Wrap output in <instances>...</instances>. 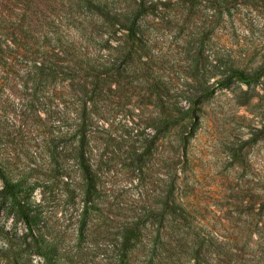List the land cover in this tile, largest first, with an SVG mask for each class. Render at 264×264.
<instances>
[{"label":"rangeland","instance_id":"374dc122","mask_svg":"<svg viewBox=\"0 0 264 264\" xmlns=\"http://www.w3.org/2000/svg\"><path fill=\"white\" fill-rule=\"evenodd\" d=\"M4 1L66 5L71 34L85 38L82 45L117 47L118 85L104 104L107 114H88L84 140L80 129H0V151H15L12 167L27 177L26 214L0 209V264L44 262L17 247V263L10 261L1 231L14 242H55L56 264H264V0H228L231 8L213 31L210 0H201L192 18L199 36L189 35L193 22L183 21L184 9L171 4L177 0ZM130 26L156 62L165 59L164 75H153L169 82L166 109L170 101H198L195 134L185 150L175 134L193 126H171L167 112L161 125L159 105L138 92L143 83L133 78L145 65L120 53L132 33L123 27ZM69 133L70 140L55 139L56 148L69 157L71 147L83 146L99 170L83 215L76 209L80 197L61 190L63 182L72 186L78 179L63 176L57 186L40 176L51 152L46 139ZM169 150L179 153L172 192ZM170 195L182 213L176 219L168 213Z\"/></svg>","mask_w":264,"mask_h":264},{"label":"trees","instance_id":"16d2710c","mask_svg":"<svg viewBox=\"0 0 264 264\" xmlns=\"http://www.w3.org/2000/svg\"><path fill=\"white\" fill-rule=\"evenodd\" d=\"M200 1L177 0L171 3L184 9L182 15L186 18L183 21L193 22L190 28L187 27L190 36H199L201 32L194 22L195 19L192 20L199 13L197 6L201 4ZM209 3L208 8L213 11L209 14L211 18L208 19L207 25L211 26L213 31L223 23L226 10H229L226 8L231 6L228 0H210ZM65 15H72V12L63 4L47 6L31 2L13 4L0 1V129H32V126L33 129H80L79 135L84 140L88 135L86 129L90 125L88 114L99 118L100 114H107L109 111L104 104L110 102V93L117 92V47L103 45L93 49L82 45L81 40L85 38L71 34V28L75 25ZM79 21L83 25L82 20ZM123 28L132 33L128 46H120V53L125 60L130 59L133 63L135 55L145 65L143 72L138 71L139 74H135L133 78L137 81L136 85L143 83L144 90L138 89V92L145 93L148 97L153 96L159 105L155 119L162 125L167 112L171 126H179L178 122L182 121L193 126L186 134H175L177 145L181 142L182 149L185 150L189 139L195 134L198 101L190 97L183 99L186 105H180L182 100H176L174 103L170 101L169 108L166 109L167 101L164 98L170 89L169 82L165 81L166 78L160 79L153 75L155 72L160 77L164 75L162 65L165 59L160 57V61L156 62V57L151 55V48L147 50V45L142 44L144 39L135 36L136 28ZM204 29L208 30V27ZM198 58L199 52L195 53L191 60L196 64L199 62ZM192 65L189 67H193ZM139 68L140 66H137L138 70ZM120 84L123 85V82ZM90 102L94 105L92 109L88 108ZM176 113H180L179 117L173 115ZM73 135L69 133L68 137L63 134L55 138L51 135L46 139L51 146V152L48 167L40 176L57 186L60 185L59 179L63 181V176L67 179H78L72 186L70 182H63L66 186L63 184L60 189L67 195L74 192L75 196L80 197L76 209L81 210L79 214L83 215L86 198L97 191L99 170L90 163L83 146L71 147L72 154L70 153L69 157L63 156L56 148L55 139L67 141ZM3 152L0 151V209L14 211L23 216V213L26 214L23 184L27 177L21 170L16 171L12 167L17 158L15 151L13 155H5ZM169 152L172 192L179 153L175 150ZM64 158L71 159L72 162L67 163ZM174 199L170 195L166 201L168 213L173 218L182 214ZM29 231L32 236L30 227ZM1 233L5 236L3 243L7 246V252L9 251L7 257L10 261L15 260L17 263V247L22 254H26L30 249L33 253L41 255L43 264H56L55 242L30 245L23 238L14 242L12 237L7 235L8 232Z\"/></svg>","mask_w":264,"mask_h":264}]
</instances>
